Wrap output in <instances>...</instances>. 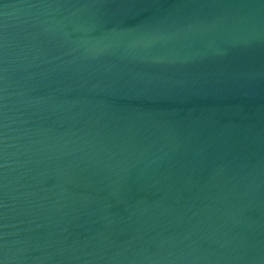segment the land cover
<instances>
[{
    "label": "water",
    "instance_id": "95a60500",
    "mask_svg": "<svg viewBox=\"0 0 264 264\" xmlns=\"http://www.w3.org/2000/svg\"><path fill=\"white\" fill-rule=\"evenodd\" d=\"M0 264H264V0H0Z\"/></svg>",
    "mask_w": 264,
    "mask_h": 264
}]
</instances>
